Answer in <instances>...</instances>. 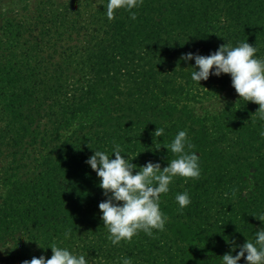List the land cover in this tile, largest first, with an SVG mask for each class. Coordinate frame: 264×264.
<instances>
[{
	"label": "trees",
	"instance_id": "1",
	"mask_svg": "<svg viewBox=\"0 0 264 264\" xmlns=\"http://www.w3.org/2000/svg\"><path fill=\"white\" fill-rule=\"evenodd\" d=\"M106 4L47 0V26L3 28L0 246L15 263L51 258L55 242L88 264H120L122 255L133 264H221L264 227V120L240 97L197 115L231 76L195 82V60L182 56L247 41L264 57V0H143L135 20L123 8L109 20ZM180 130L200 156L199 178L178 176L161 194L163 231L113 245L98 207L107 197L87 159L119 144L137 166L163 168L175 158L164 145ZM185 190L191 203L181 209L175 196Z\"/></svg>",
	"mask_w": 264,
	"mask_h": 264
},
{
	"label": "clouds",
	"instance_id": "2",
	"mask_svg": "<svg viewBox=\"0 0 264 264\" xmlns=\"http://www.w3.org/2000/svg\"><path fill=\"white\" fill-rule=\"evenodd\" d=\"M142 3L143 0H107L106 16L112 20L116 11L123 8L135 20L137 13L132 9ZM257 52V46L247 41L238 42L236 46H230L227 42L209 55L188 52L183 54L182 59L195 60L196 67L191 72V79L198 83L207 80L210 75L230 74L232 86L239 97L257 103L259 108L255 113H258L259 119L264 120V57L257 56ZM164 131V128L158 126L154 135L161 137ZM259 135L264 137V128L259 131ZM164 146L175 158L170 159L163 168L159 162L152 161L137 166L129 155L127 159L122 155L126 152H122L119 144H115L112 149L115 158L104 150L95 149L94 154L87 159L86 163L101 178L99 186L107 197L98 207L103 225L109 232L108 239L113 245H118L122 240L130 241L140 231L149 236L153 235L154 229L163 231L168 216L160 207L161 194L170 191V185L178 176L199 178L200 156L196 151H190L195 146L186 130L178 131L172 141ZM137 168L139 170L134 171ZM175 200L181 209L191 203L187 190L176 194ZM258 219L264 221V216ZM71 232V228L66 229L64 239L70 238ZM49 247L53 253L51 258L34 256L31 260L22 261V264H88L84 254L76 253L68 247L59 246L55 242ZM241 258H244L246 264H264V227L255 232L254 241L247 239L240 245L236 255L225 253L220 260L221 264H239ZM119 261L120 264H133L132 258L124 255Z\"/></svg>",
	"mask_w": 264,
	"mask_h": 264
},
{
	"label": "rangeland",
	"instance_id": "3",
	"mask_svg": "<svg viewBox=\"0 0 264 264\" xmlns=\"http://www.w3.org/2000/svg\"><path fill=\"white\" fill-rule=\"evenodd\" d=\"M59 4L66 0H53ZM47 26V0H0V39L3 28H42ZM10 25V27H8ZM239 98L230 83L217 97L204 100L196 105L197 115L219 113L224 105ZM0 248V264H22L8 259L10 246Z\"/></svg>",
	"mask_w": 264,
	"mask_h": 264
}]
</instances>
